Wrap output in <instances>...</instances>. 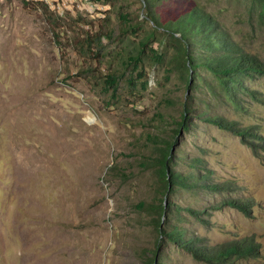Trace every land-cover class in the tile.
Here are the masks:
<instances>
[{
  "label": "rangeland",
  "instance_id": "rangeland-1",
  "mask_svg": "<svg viewBox=\"0 0 264 264\" xmlns=\"http://www.w3.org/2000/svg\"><path fill=\"white\" fill-rule=\"evenodd\" d=\"M63 1L57 12L44 0H0V264H147L155 249L161 264H208L169 240L164 227L159 235L152 214L137 206L153 200L154 167L140 164L152 154L145 135L178 118L177 107L160 101L165 94L184 98L177 73L169 79L164 70H149L140 95L118 100L101 90L99 77L79 73L88 66L79 42L107 21L113 35L104 38L99 56L117 60L130 41L138 43L142 32L123 36L117 25L120 12L133 19L140 4ZM193 1L264 63V1ZM35 2L63 19L56 37ZM167 40L156 36L152 46ZM245 83L264 100V75ZM242 104V111L216 110L240 126L254 124L259 137L252 141L195 116L189 131L175 136L170 127L165 136L175 140L182 161L201 156L218 180L231 182V197L252 204L248 213L222 204V195L179 189L169 200L199 210V217L183 212L178 226L186 235L206 248L252 238L256 257L233 264H264V101L244 97ZM113 164L125 176L108 174Z\"/></svg>",
  "mask_w": 264,
  "mask_h": 264
},
{
  "label": "trees",
  "instance_id": "trees-1",
  "mask_svg": "<svg viewBox=\"0 0 264 264\" xmlns=\"http://www.w3.org/2000/svg\"><path fill=\"white\" fill-rule=\"evenodd\" d=\"M93 1L112 3V0ZM137 1L140 7L134 14V20L128 18L126 12H120L118 15L123 22H119L117 28L119 26L123 36L128 32L142 33L138 43L130 41L133 43L129 42L132 48L128 47L124 54H119L117 60L113 55L99 56L102 41L104 38L110 40L113 35V28L108 21L101 25L102 30L98 35H86L83 42H79L88 64L87 69L79 70V73L87 79L89 76L99 77L101 90L110 93L112 98L121 99L123 94L140 95L147 88L146 73L149 70H164L165 77L169 79L171 74L177 73V83L185 89L184 98L178 101L166 94L160 99L162 103L178 108V118L172 120L170 126L168 123L166 128L160 125L155 132H147L145 135L153 145L152 154L140 164L154 167L153 200L140 201L137 206L152 214L159 235L163 233L164 228L167 229L168 239L179 243L197 260L208 264H233L236 259L255 258L257 248L252 238L229 240L206 248L198 236L193 233L186 235L187 230L178 226V223L184 221L183 212L199 217V210L179 206L169 200L170 194L179 189L197 194L222 195V204L237 208L245 214L252 204L232 198L233 184L227 180H218L203 164L201 156L187 157L189 163H186L185 159L182 161L174 150L175 140L165 136V129L171 127L175 136L182 131L187 132L191 129L190 116H195L219 129L232 132L242 141H252L259 137L254 124L240 126L236 120L224 117L216 109L223 106L228 110L242 111L245 109L242 104L244 97L264 101L256 96V90L249 88L245 83L249 78L264 75V63L236 42L218 20L197 1ZM164 2H169L170 6L163 7ZM34 4L35 9L40 10L43 20L49 25L52 36L56 37L60 28L58 22L63 19L44 3ZM145 22L149 25L148 30H144ZM156 36L168 40L159 41L158 45L153 47V39ZM157 116L164 119L160 112ZM179 162L183 163L185 168L174 169L172 165ZM124 173L116 164L108 168V174L123 177ZM170 220L176 222L169 224ZM146 262L161 264L157 249Z\"/></svg>",
  "mask_w": 264,
  "mask_h": 264
},
{
  "label": "built area",
  "instance_id": "built-area-1",
  "mask_svg": "<svg viewBox=\"0 0 264 264\" xmlns=\"http://www.w3.org/2000/svg\"><path fill=\"white\" fill-rule=\"evenodd\" d=\"M34 1H40V0H34ZM46 4L53 7L55 11L62 12L64 1L63 0H44Z\"/></svg>",
  "mask_w": 264,
  "mask_h": 264
}]
</instances>
